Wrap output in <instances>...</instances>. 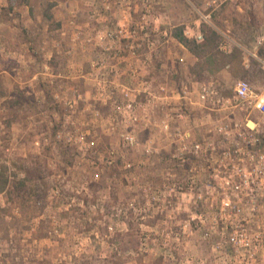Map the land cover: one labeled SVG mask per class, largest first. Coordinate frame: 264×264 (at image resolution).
I'll use <instances>...</instances> for the list:
<instances>
[{
	"label": "rangeland",
	"instance_id": "rangeland-1",
	"mask_svg": "<svg viewBox=\"0 0 264 264\" xmlns=\"http://www.w3.org/2000/svg\"><path fill=\"white\" fill-rule=\"evenodd\" d=\"M63 1L0 0V264H203V260L205 264H236L232 258L234 248L227 241L236 231L231 224L249 220L247 199L240 203L230 197L232 205L242 208L235 214L232 210L221 211L219 197H199L207 185L214 190L218 184L203 180V176L213 174L212 166H204L194 181L188 171L172 169L171 139L156 129L141 132V145L129 152L127 158L136 165L135 170L125 171L119 161L99 181L92 180V171L85 162L75 161L74 148L63 147L53 137L41 154L34 150L33 139L48 130L41 114L56 108L50 80L57 78L61 87L57 93L73 97L72 89L59 82L61 77L51 65L52 58H43L44 47L56 51L66 44L72 45L67 41L68 31L75 33L69 27L72 23L65 25L67 29L61 27L58 18L52 19ZM73 1L76 3L71 9V20L89 13L88 21L92 24V15L104 3L112 10V3L117 0H110L111 4L109 0H100L95 11L92 8L97 5H91L93 0ZM128 1L133 3L128 7L132 8L134 21L141 19L146 9L151 10L149 27L159 33L155 46L171 43L164 36L165 31L172 33L180 27L184 35L188 32L187 38L194 40L199 29L204 35V42L199 44L204 49L201 58L197 57L195 72L199 74L207 68L211 75L205 80L217 81L225 96L233 95L240 79L250 82V75L254 80V85L250 82L252 87L264 90V0ZM95 17L97 23L96 19L104 15ZM58 30L61 31L57 33ZM25 48L36 66L42 63L35 81H43L48 89L33 92L19 85L17 92L10 86L14 51ZM20 59L24 61V54ZM228 65L229 69L214 75ZM45 66L49 68L45 70ZM30 71L26 74L21 70L16 76L23 81L35 72ZM63 74L75 75L68 69ZM24 90L31 99H26ZM80 90L84 101L86 92ZM36 92L46 99L41 104L35 99ZM88 114L83 112L82 117L94 118ZM205 114L203 122L198 119L192 127L199 141L219 144L215 159L223 157V149L231 148V140L215 129L217 125H228L232 135L236 121L245 124L248 119L260 120L255 111L231 114L207 110ZM32 116L34 120L30 119ZM224 118L227 119L222 122ZM96 136L102 150L119 143L117 133L111 137L99 133ZM149 141L161 149L158 154L147 155L145 145ZM204 207L208 209L203 219L207 224L217 223L214 228L200 227ZM219 241H223L221 252L215 251ZM215 253L229 258L213 261Z\"/></svg>",
	"mask_w": 264,
	"mask_h": 264
},
{
	"label": "built area",
	"instance_id": "built-area-1",
	"mask_svg": "<svg viewBox=\"0 0 264 264\" xmlns=\"http://www.w3.org/2000/svg\"><path fill=\"white\" fill-rule=\"evenodd\" d=\"M110 11V6L104 3L103 8L96 11L92 18L95 19L96 14L104 15ZM151 16V10L146 9L131 29L120 26L117 30H99L96 35L97 40L104 43L117 39L120 42L125 40L127 43L124 45L121 42V47L128 48L134 58L131 65L133 82L129 87L122 89L120 95L107 93V87L102 83L98 86L100 94L111 103L109 112L103 114L99 109H95L94 118L85 120L79 107V102L84 98L80 88L72 89L73 97H64L57 93V88L61 87L54 77L49 85L55 91L51 97L56 102V108L41 114V121L47 125L48 130L33 139V148L41 154L51 145L53 137L63 147L74 148L77 153L75 161L79 162L81 159L85 162L92 171V180L99 181L106 170L116 168L119 161L125 171L135 170L136 165L127 158L129 152L141 145V132L148 128L156 129L171 139L170 148L173 151L169 155V163L172 169L188 171L190 180L194 181L200 177L204 166H212L213 174L203 176V180L215 181L218 184L214 190L209 189L207 185L205 191L199 193V197H219L222 199L221 211L232 210L235 214L240 213L242 208L241 205H232L230 197L239 199L240 203L247 199L249 220L243 219L240 223L231 224L236 231L227 242L234 248L235 254L232 258H235L236 264H264V90L257 91L245 79L236 83L231 96L222 94L215 80L204 81L197 88L184 85L177 91L169 90L167 85L161 84L155 90L152 83L143 80L144 76L136 67L137 61L145 62L141 59V52L155 46L152 33L158 30L152 31L149 27L148 18ZM187 33L186 31L185 35ZM164 36L173 38L172 33L167 31ZM193 38L197 43L204 42V35L199 29ZM101 46L104 47L105 44ZM92 67L107 69L108 61L106 58L94 60ZM48 68L45 66V70ZM168 92L170 95H179L178 102L172 100L166 94ZM41 93L43 94L42 91ZM34 96L40 104L46 100L42 95L40 97L38 92ZM195 104L218 113L255 111L260 114V120L248 119L245 124L236 121L232 135L227 129L228 125H217L215 129L231 140V148L223 149V157L215 159V155L220 151L219 144L205 139L199 141L194 135L190 108ZM30 119L35 118L32 116ZM102 127L107 135L118 134L117 146L100 149L96 135L97 130ZM154 144L149 141L145 145L147 155L158 154L161 150ZM139 164L144 165L143 162ZM59 193L60 190L57 189L56 194ZM130 205L133 207L134 203ZM210 208L214 209L213 205ZM207 209L204 207L200 213V227L208 229L211 225V228H214L217 223L207 224L206 218L203 219ZM208 235L206 232L205 237ZM217 244L215 251L221 252L223 241ZM225 258L221 253L213 254V261L222 262ZM202 263L205 264L206 261L203 260Z\"/></svg>",
	"mask_w": 264,
	"mask_h": 264
},
{
	"label": "crops",
	"instance_id": "crops-1",
	"mask_svg": "<svg viewBox=\"0 0 264 264\" xmlns=\"http://www.w3.org/2000/svg\"><path fill=\"white\" fill-rule=\"evenodd\" d=\"M64 1L59 4V11L52 16V19H54V17L58 18L57 21L62 22L61 27H66L65 25L68 22L72 23L69 27L71 30L74 28L76 34L68 31L69 35L67 36L68 43L72 45L66 44L65 48L56 51H51L49 47H44L45 49H43V51H45V55H43V58L49 60L52 58L51 65L55 72L58 73L57 75L61 77L59 82L63 83V86L66 85L70 91L74 87H79L82 91L84 90L86 92L85 100L80 101V106L82 108H80V111L82 113L84 112L86 115L89 112L93 118V111L99 109L103 114H107L111 108V103L100 94L98 86L102 83L106 85L107 93L120 95L122 89L129 87L133 82L131 65L134 58L130 55L128 48L125 46L121 47V42H124L123 44L125 45L127 43L126 41L120 42L119 39L116 41H106L105 46L102 47L96 35L99 30H117L120 26L131 29L134 26L133 24L140 19L138 21H134L133 19L135 16L134 13L131 12L132 8L128 7L133 4L132 2L121 0L119 3L117 0L112 3L114 8L109 13L104 14L103 18L96 20L97 23H95V19L92 21V24L88 21L89 13L86 17H81L80 14L79 16L76 15V19L71 20V13L73 12L71 9L74 8L76 2L73 0ZM91 5H97L95 8H92V10L95 11L96 8L101 5V1L93 0L91 1ZM118 5L120 7H117ZM60 7H64L62 8L63 12H61V15H59L61 11ZM69 27L67 26L66 28L68 29ZM151 29L155 31V29ZM77 30H80L78 34ZM60 31L58 30L57 33ZM152 35L153 39H155V44L158 43L159 41H157V38L159 37V33L153 32ZM170 41L173 43L172 46H170L171 43L169 45L162 43L141 52L143 54L141 59L145 62L137 61L136 67L140 69V72L144 76L143 80L152 83L155 90H157L158 85L165 84L169 87V90L177 91L184 85L197 88L200 83L207 81L205 79H208L210 74L207 68L199 71V74L195 72V65L197 64L198 58L176 38L173 37ZM27 53L26 48L19 52L14 51L15 57L14 60L12 59L14 64V77L10 80V86L12 85L17 92L20 87L19 85L25 87L26 91L30 88L29 90L33 92L41 89H48L46 83L43 81H35L37 79L38 66H41L42 63L40 65L38 63L36 66L30 59V56H27ZM22 54H24L25 57L24 61L20 59ZM100 58L107 59V69H95L92 67V62ZM23 64L24 69H22ZM230 67L231 65H228L222 71L214 75L219 76L221 72L226 71ZM67 69L75 73V75L68 77L63 74ZM21 70H24L26 74L30 73V70H34L36 73L32 72L30 75H26L25 80L22 81V78H17L16 76ZM78 71H82L83 73L77 75L76 73ZM249 80L254 85V80L251 75L249 76ZM24 94L26 99H31L27 97V92ZM166 94L172 100L178 102L179 95L175 93L174 95H170L169 92ZM16 96L15 94L13 97ZM107 104L109 106H107ZM207 110V108L201 105L195 104L191 106L190 113L194 123L197 122L196 120L198 119L202 123ZM103 128L104 127L98 129L97 133L104 134L105 137H111L112 135H107Z\"/></svg>",
	"mask_w": 264,
	"mask_h": 264
},
{
	"label": "trees",
	"instance_id": "trees-1",
	"mask_svg": "<svg viewBox=\"0 0 264 264\" xmlns=\"http://www.w3.org/2000/svg\"><path fill=\"white\" fill-rule=\"evenodd\" d=\"M172 36L190 50L196 57L201 58V52L204 49L203 44L197 43L195 40L189 39L184 35L183 28H177L172 32Z\"/></svg>",
	"mask_w": 264,
	"mask_h": 264
}]
</instances>
